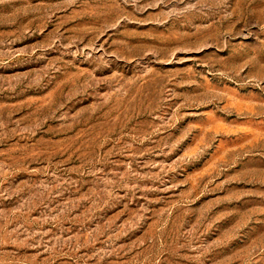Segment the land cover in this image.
I'll list each match as a JSON object with an SVG mask.
<instances>
[{"label": "rangeland", "instance_id": "obj_1", "mask_svg": "<svg viewBox=\"0 0 264 264\" xmlns=\"http://www.w3.org/2000/svg\"><path fill=\"white\" fill-rule=\"evenodd\" d=\"M0 264H264V0H0Z\"/></svg>", "mask_w": 264, "mask_h": 264}]
</instances>
